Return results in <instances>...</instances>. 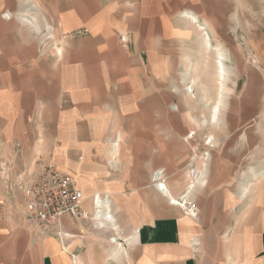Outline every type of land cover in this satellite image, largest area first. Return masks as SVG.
Wrapping results in <instances>:
<instances>
[{"label": "crops", "instance_id": "obj_1", "mask_svg": "<svg viewBox=\"0 0 264 264\" xmlns=\"http://www.w3.org/2000/svg\"><path fill=\"white\" fill-rule=\"evenodd\" d=\"M100 1L101 11H91L90 21L79 11L73 24V33L87 34L65 36L57 55L53 48L20 47L13 83L0 76V163H13V183L26 171V184L40 166L53 163L75 177L91 215L94 195H107L112 219L98 224L65 216L62 238L43 234L26 220L22 189L8 190L0 173V264H264V164L239 174L237 185L231 182L230 172L242 166L247 150L223 145L212 156L210 132L191 134L196 118L173 105L181 103L172 98L178 89H166L164 72H151V29L160 43L166 24L163 14L151 25L149 7L160 0H118L113 22L106 20L110 0ZM26 2L0 0V29L20 18L37 29ZM204 3L165 5L184 22L172 27L180 44L192 45L183 55L184 92L196 99V79L201 76L205 87L215 81L210 121L217 125L232 65L220 23ZM58 15L69 18L67 10ZM257 118L237 121V133L221 139L254 133ZM201 121L208 123L206 116ZM159 170L166 191L154 179ZM185 200L194 209L177 202Z\"/></svg>", "mask_w": 264, "mask_h": 264}, {"label": "rangeland", "instance_id": "obj_2", "mask_svg": "<svg viewBox=\"0 0 264 264\" xmlns=\"http://www.w3.org/2000/svg\"><path fill=\"white\" fill-rule=\"evenodd\" d=\"M205 1L207 3L203 5L211 10L214 18L220 23V34L226 41V49L230 54V64L232 65L220 122L215 125L210 121L212 106L217 98L215 81L209 82L208 87H205V84L201 83V76L196 79L197 85L194 89L196 99L190 98L184 92L185 84L188 81L182 82L181 69L184 64H188V60L184 59L183 55H189L193 50L192 45L180 44L178 33H173V25L178 26L184 22L179 21L177 13L168 12L165 5L167 0H160L156 6L150 5L149 7L150 24L158 23V17L163 14L166 24L165 35L160 43L157 42L154 35L155 31L153 32L151 29L150 67L151 72L156 76L160 75L161 71L165 73L167 90L178 89V92L177 90L176 93L172 92V98L181 103L173 105L179 106L187 119L196 118V128L192 129L191 134H194L195 131L210 132L213 139H209L207 142L209 149H212L210 152L212 156L216 158L217 154L221 153L223 145H226L225 149L230 150L237 149L236 144L239 143L242 148L247 150L242 166L235 165V172H230L231 182L235 181L237 185L239 174L242 173L243 178L244 175L249 174V168L262 167L264 164V0H223L221 4L217 0ZM100 2V0H30L29 3L26 2L31 5L30 12L36 17L38 27L34 30L20 18L13 23H7L5 29H0V76L5 75L4 83H13L15 72H19L18 68L21 62L15 56L19 53L20 47L29 49L33 44V48L37 52L53 48L52 53L57 55L60 51L58 45L64 42V37L73 36V31L78 28L73 26L81 19L78 12L83 11L90 21L91 11H101ZM117 2L118 0L108 2L106 7L109 16L106 18L108 22L117 20V11L120 9ZM62 10H67L69 14L66 21L60 19L59 15L57 16V11ZM84 20L81 22L83 23ZM47 27L51 28L52 34H49L50 31ZM66 31H71L72 34L67 35ZM124 38L122 36L123 41ZM195 56L191 57L195 58ZM163 65L166 67L165 71L162 70ZM192 76L196 78L195 75ZM248 79L249 82H247ZM204 95H207V100L211 97V103L207 107L204 104L205 100L202 99ZM204 116L207 117L208 123L202 125L201 120ZM254 116H258L257 123H253L254 133L243 134L240 140L237 138V134L231 135L230 140L221 139L224 133H237L238 130L234 123L239 120H248ZM229 152L232 153V150ZM244 168L245 173L243 172ZM214 179H216L215 171ZM235 188L236 186L230 187L231 192H236L237 188ZM215 194H220V192Z\"/></svg>", "mask_w": 264, "mask_h": 264}, {"label": "built area", "instance_id": "obj_3", "mask_svg": "<svg viewBox=\"0 0 264 264\" xmlns=\"http://www.w3.org/2000/svg\"><path fill=\"white\" fill-rule=\"evenodd\" d=\"M88 29L76 31L74 35L87 34ZM193 135V134H192ZM13 163H0V173L8 190L22 189L26 200V220L34 224L43 233H50L62 238V221L65 216L75 219H93L100 224L103 220H111V205L107 195L95 194L93 197L95 212L93 215L84 209V192L79 188L74 176L60 171L53 163L44 164L36 173L35 177L25 183L27 172L18 174L19 181L13 183L11 180ZM155 181L161 190L166 189L164 171L155 173ZM185 207L189 206L187 201H180ZM189 211V210H187ZM192 213V212H191ZM115 241V238H111Z\"/></svg>", "mask_w": 264, "mask_h": 264}, {"label": "bare ground", "instance_id": "obj_4", "mask_svg": "<svg viewBox=\"0 0 264 264\" xmlns=\"http://www.w3.org/2000/svg\"><path fill=\"white\" fill-rule=\"evenodd\" d=\"M196 18V17H195ZM224 61V60H223ZM164 191H166V189L164 190ZM179 204H180V201H177Z\"/></svg>", "mask_w": 264, "mask_h": 264}]
</instances>
